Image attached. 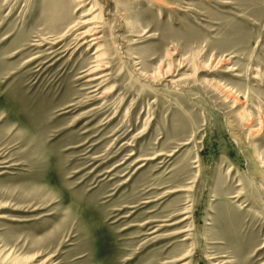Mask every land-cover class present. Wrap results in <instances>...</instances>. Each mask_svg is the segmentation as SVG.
<instances>
[{
	"label": "rangeland",
	"instance_id": "374dc122",
	"mask_svg": "<svg viewBox=\"0 0 264 264\" xmlns=\"http://www.w3.org/2000/svg\"><path fill=\"white\" fill-rule=\"evenodd\" d=\"M0 217V264H264V0H0Z\"/></svg>",
	"mask_w": 264,
	"mask_h": 264
},
{
	"label": "bare ground",
	"instance_id": "6f19581e",
	"mask_svg": "<svg viewBox=\"0 0 264 264\" xmlns=\"http://www.w3.org/2000/svg\"><path fill=\"white\" fill-rule=\"evenodd\" d=\"M88 35V33H85V34H83V37L82 38H84V37H86ZM92 36H94V34L92 35ZM97 39L96 38H92V39H90V41L89 42H92V41H96ZM170 76V75H169ZM97 80V79H96ZM1 218V217H0ZM34 259L32 258V259H26V261H24L26 264H34V263H36V262H34L33 261ZM52 260H53V257L52 256H49L48 258H46L41 264H53L52 263ZM21 261V260H20ZM18 263V262H17ZM23 264V263H22Z\"/></svg>",
	"mask_w": 264,
	"mask_h": 264
}]
</instances>
